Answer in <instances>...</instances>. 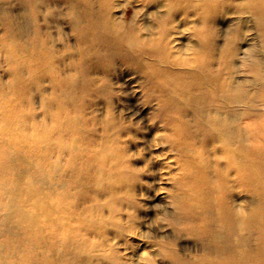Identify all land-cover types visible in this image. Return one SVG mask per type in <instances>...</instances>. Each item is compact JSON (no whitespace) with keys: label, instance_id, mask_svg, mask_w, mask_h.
Listing matches in <instances>:
<instances>
[{"label":"bare ground","instance_id":"obj_1","mask_svg":"<svg viewBox=\"0 0 264 264\" xmlns=\"http://www.w3.org/2000/svg\"><path fill=\"white\" fill-rule=\"evenodd\" d=\"M20 1L26 12L31 9L34 22L44 14L45 0ZM181 3L185 10H195V19H186L185 28L164 27L165 10L171 14ZM230 3L244 6L233 15L249 23L251 33L249 36L241 29L231 41L229 35L222 34L226 41L220 45L214 22ZM49 9L71 19L68 25L74 45H66L67 55L80 59L82 70L70 73L60 69L61 53L50 45L38 23L29 35L23 34L26 30L21 24L18 32L23 38L2 44L0 68L3 61L6 73L0 71V109H12L8 110L15 128L3 131L0 125V264H63L71 248L82 246V240L73 237L80 225V208L70 199L82 184L80 160L87 168L90 154L113 172L98 176L104 188L98 201V221L103 225L120 223L119 185L124 172L131 169L126 159L130 154L125 150L127 128L122 122L142 119L141 110H132L128 102L132 93L139 92L138 85L128 77L119 84L117 91L125 96L127 107L117 109L114 121L98 115L104 135L95 148L81 144L54 151L53 144L60 140L57 130L75 117L56 104L64 101L63 94L72 95L74 85L82 100L103 92L106 76L95 75L82 60L98 57L99 67L114 55L134 52L144 59L154 57L166 68L156 78L162 97L153 117L159 128L149 142L154 149L149 159L158 175L155 183L182 180L179 184L187 196L177 200V208L189 217L187 227L208 238L217 252L211 261L198 264H264V0H61L52 2ZM171 15L177 18L176 13ZM187 36L196 41H182ZM3 74L7 80L2 79ZM25 98L28 115L14 118L13 111L26 106ZM188 112L195 128L187 120ZM114 126L119 129L109 135ZM168 145L184 151L187 164L167 177L162 168L178 165L161 151ZM64 160L71 167L67 172ZM232 178L240 185L250 182L256 198L250 210L245 208L241 193L226 200ZM212 203L218 213L213 218L204 216ZM169 205L162 204L164 212L168 213ZM117 246L125 254L113 247L98 256L124 255L126 264H149L144 251L136 254L124 243ZM54 254L64 258L58 260Z\"/></svg>","mask_w":264,"mask_h":264},{"label":"rangeland","instance_id":"obj_2","mask_svg":"<svg viewBox=\"0 0 264 264\" xmlns=\"http://www.w3.org/2000/svg\"><path fill=\"white\" fill-rule=\"evenodd\" d=\"M11 1L0 0V59H2L1 49L4 42H8V39L23 38L20 31L18 32L21 24L26 30L23 34L29 35L33 33L34 26L38 23L41 32L47 33L50 45L54 46L61 53V61L60 65H58L60 69L70 73H76L75 70L77 69L82 70L80 59L76 60L67 55L68 48L66 47L74 45L68 25V21L71 19L63 12L59 11L57 14H54L49 9V5L52 2H61V0H45L42 3L47 4L44 6V14L39 15L36 22L32 19L33 13L31 9H28L26 12L25 8L21 5V1ZM240 7L244 9V6L230 3L219 13L218 17H220L216 19L213 27L217 31L218 37L216 42L218 44L223 45L226 41V39L220 37L222 34H224L223 36L229 35L231 41V38L236 37V32L238 33L241 29H245L248 35L251 33V31H248L250 24L235 19L236 16L233 15V13L240 10ZM168 11L165 10L167 13L163 23V26L166 28L169 24H173L178 28H185L186 19H195L193 17V11L195 10H185L183 3L181 5L178 4L177 8L173 12L171 11V14L176 13L177 18L173 17ZM131 14L132 12H129V17ZM218 19L220 21L217 24ZM4 37H6L5 40L2 39ZM187 40L196 41L190 36L182 38V41ZM109 62L112 63L111 67L107 66ZM1 63L2 67L0 71L6 73L4 71L6 65L3 61ZM82 64L83 66L85 64L89 65L95 75L106 76L107 83L104 84L103 92L100 95H98L97 91L87 95L83 100L79 95L78 86L75 85L70 89V94L72 95L67 96L63 94L65 96L64 101L56 104L58 106L56 108L63 106L65 110L70 112L68 114L69 117H75L66 120V123L63 124L64 127L59 126L60 129L56 133L57 137H60V140H57L53 144L55 145L54 151L58 152L62 149L65 151L64 148L67 146L81 144L85 148H95L98 146L96 144L98 143V138L104 135V133L101 135V127L98 126V115L102 114L107 121H114L117 109H125L127 107V102H124L125 96L117 91L119 84L125 77L135 80V84L138 85L137 89L139 92L132 93L134 97L128 102L131 104L132 110H141L142 119L138 123H126L122 120V123L126 124L127 128L125 150L131 157L126 158L129 160L131 169L128 172H124V174L122 173L124 180L119 185L122 195L119 196L118 201L122 205L120 206L121 210L118 212L120 213L118 214L120 215V223L118 225L110 223L103 225L98 221V201L104 196V188L101 187L98 176L112 175L113 172L109 170V167L104 168L103 165L101 167L100 163H98V158L96 159L91 154L88 156L90 164L87 168L82 166V161L80 160L83 180L82 184L72 191L74 193L71 196L70 203L75 202L81 210L77 211L78 214L81 213L80 225L77 226L78 233H75L73 237H78L79 240H82V246L71 248V253L65 257L63 264H126L124 255L120 257L110 254L104 258L98 256V253L101 252L109 253L113 247H115L116 251L124 253L121 250L122 247H118L117 243H124L127 248H130L136 254L144 251L149 264H198L206 259L211 261L217 254L216 250L212 248L211 242L205 236L195 232L194 229L188 228L186 223L190 221L189 217H187L184 210L177 208V200L187 196L186 189L179 184L182 180L179 179L180 181L177 180L173 183L171 180H164L160 184L154 182V179L158 175H155L153 171L154 164L149 159L150 154L154 150L150 147L149 142L152 143L153 133L159 128L157 126L158 123L156 124V121H153V117L159 112L158 107L161 104L162 97V87L157 85L156 78L166 68L154 57L144 59L137 52H134V54L114 55L112 58L105 59L99 64V67L98 57L96 59L89 58L87 61L82 60ZM5 76L6 74H3L2 79H6ZM110 90L114 94H111ZM26 101L27 99L25 100L26 106L13 111L14 118L15 116L22 117L25 115L26 117L28 115L29 107H27L28 103ZM8 109L12 110L11 108L0 109L2 110L0 113V125L3 126V131L5 127L15 128ZM187 115V120L194 124L193 127L195 128L191 112H188ZM119 116L123 119L122 113ZM112 128L113 132L108 131L109 135L117 132L119 129L117 126ZM198 135L200 136L199 133ZM195 136H197V131L195 132ZM203 138L204 134L201 133L200 140ZM200 140L195 139L196 142ZM200 144L203 143L200 141ZM161 151H165L166 156H171L174 162H178L176 166L173 165L170 168L165 166V168H162L167 177L169 174L179 172V168L187 164V156L179 148L177 150V148L168 145L167 148L165 147ZM248 158L246 156V166H248ZM172 164L170 162L169 165ZM63 165L66 172L70 170L71 167L65 160L63 161ZM232 183L233 185L228 191L226 200H233L235 196L241 193L240 197H244L242 200L245 208L250 210L254 201H256V198L252 196L250 182L248 181V184L240 185L235 178H232ZM158 188L159 190H156ZM127 202H133L132 206L127 204ZM225 202V205H229L227 201ZM163 203H167V205L170 203L171 206H169L171 208L168 210V213L164 212L162 208ZM217 213V206L215 203H212L203 215L213 218ZM132 232H136L139 235L143 234L145 237L133 235ZM53 258H59L58 260H60L64 257L62 254H54ZM140 264L146 263L142 262Z\"/></svg>","mask_w":264,"mask_h":264}]
</instances>
